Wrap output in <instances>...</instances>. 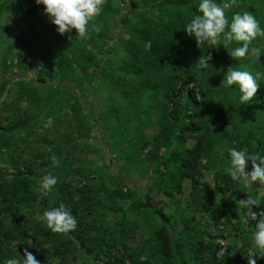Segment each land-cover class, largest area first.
Returning a JSON list of instances; mask_svg holds the SVG:
<instances>
[{
	"label": "trees",
	"instance_id": "obj_1",
	"mask_svg": "<svg viewBox=\"0 0 264 264\" xmlns=\"http://www.w3.org/2000/svg\"><path fill=\"white\" fill-rule=\"evenodd\" d=\"M113 1L107 0L101 15L90 22L88 37L83 40L76 38L75 30L70 34H59L56 26L44 15V6L38 5L35 0L0 1L1 10L10 13L15 20L17 33L13 44L20 57L35 55L36 63L45 68L42 73L47 72L48 67L56 66L62 76L74 80L77 87L88 84L89 94L84 98L96 123L103 122L99 129L104 133L108 131L104 151L108 150V146L109 161L123 159L125 164L138 163L141 151L149 145L144 137V129L153 124L156 135L145 157L155 159L159 164L156 167L160 177L156 183L158 191L174 198V192L181 191L185 179H190L194 194L200 193L198 176L201 160L207 161L218 146L224 144L228 152L236 148L264 156V79L258 81L259 91L249 104L240 103L238 86H221L229 67L255 75L256 72L264 73V64L250 54L235 61L227 49L208 43L201 48L197 46L195 39L188 36L184 29L194 16L200 15L198 6L201 0H128L129 9L112 30L111 26L109 28V19L117 11ZM246 1L216 0L217 3L229 4L226 10L229 22L233 15L247 12L264 28V20L260 18L258 9L252 4L246 5ZM93 25L99 26L101 30L93 31ZM262 38L258 37L250 47ZM113 41H117L122 53L104 59L108 53L107 45ZM63 44L68 45L67 50ZM236 46L233 44L229 48ZM207 54L212 56L209 61L211 66L201 69L197 62L202 55ZM85 61H89L91 70L84 66ZM3 66L7 68L5 64ZM75 66L81 73L79 78L72 71ZM39 81L44 82L45 77L40 76ZM55 87L59 91L75 94L73 89H66L60 84ZM100 90L106 91L109 103L106 109L96 113L90 96ZM244 119L246 123H243ZM189 139L193 140L192 145H188ZM8 140V136L0 132V154L2 148L8 145ZM12 163L16 168L19 167L17 162ZM247 170H252L251 161L248 162ZM32 172V168L28 167L18 178L0 179V229L6 216H20L27 220L35 214L31 190L20 185L25 179L30 180L29 174ZM105 179L100 180L98 183L101 184L97 187L104 190L108 182L114 186L111 191H115L121 199L130 198L117 177ZM223 182L224 187L241 186L240 182H234L225 173ZM67 186L66 195L70 196L73 190L68 183ZM91 192L94 189L90 184L79 192L78 203L72 201L68 205L77 220L75 230L60 234L47 228V239L44 241L34 235L37 246L47 256L50 249H46L44 244L48 239L52 244V255L64 261L71 250V238L83 240L84 233L91 230L108 248L119 242L129 251L123 233L118 241L112 232L105 233L100 226L95 227L78 212L81 204L88 210H96ZM174 204L176 209L180 207L179 200H175ZM22 206L26 207V213L19 209ZM262 210L264 199L260 207ZM156 212L161 217L163 227L155 228L151 237L131 247L128 257L132 258V263L150 264L153 260L156 264H165V261L175 259L180 264H203V242L196 238L189 220L183 222L181 229L171 230L168 236L164 232V225L170 224L172 214H166L162 209ZM39 231L40 227L33 230L34 234H39ZM19 233L11 237L18 240L31 236L27 230ZM6 234L7 231L0 230L1 236ZM141 256L147 258L141 260ZM219 261L228 264L225 256Z\"/></svg>",
	"mask_w": 264,
	"mask_h": 264
},
{
	"label": "rangeland",
	"instance_id": "obj_2",
	"mask_svg": "<svg viewBox=\"0 0 264 264\" xmlns=\"http://www.w3.org/2000/svg\"><path fill=\"white\" fill-rule=\"evenodd\" d=\"M113 4L117 11L109 19V28L111 26L112 30L129 9L128 0H114ZM249 4L258 9L260 18L264 20V0L246 1V5ZM16 33L13 16L0 8V132L9 138L8 145L2 148L0 154V179L18 178L23 175L22 171L31 167L33 172L29 174L30 180L25 179L20 185L31 190L36 212L27 220L20 216L3 218L0 230L8 234L4 237L0 235V264H4L6 259L19 258V255L23 257L25 248L40 264H133L132 258L128 257L131 247L151 237L155 228L163 227L161 217L156 212L158 209L172 214L170 224L164 225V232L168 236L171 230L181 229L183 222L189 220L196 238L204 245L203 264H221L219 259L224 257H217L221 247L228 248L229 254L225 255L228 264H248L247 257L252 248L256 223H244L241 217L245 210L238 212L237 201L246 199V193L250 192L260 200L261 207L264 186L257 183L251 189H246L240 182L241 186L224 187L223 174H229L230 167L229 152L224 144L216 147L207 161L201 160L198 176L200 193L194 194L190 179H185L181 191L174 192V198L166 196L158 191L156 185L160 179L156 172L158 162L145 157L156 135L155 126L151 124L144 129V137L149 145L141 151L138 163L125 164L123 159L109 161L108 146V150L104 151L108 131L104 133L99 129L103 122L96 123L84 98L89 94L88 84L77 87L74 80L64 78L56 66H50L47 72L42 73L45 68L36 63L35 55L19 56L13 44ZM62 46L67 50L68 45ZM215 46L226 49L220 41ZM107 47L108 53L104 59L122 53L117 41ZM252 47H259L264 53V37ZM258 61L264 64V55ZM84 66L89 67V61H85ZM72 71L79 78L81 73L76 66ZM40 76L45 77L44 82L39 81ZM56 84L73 89L75 94L59 91ZM90 100L96 113L106 109L109 103L104 90L95 92ZM49 119L52 121L50 126L47 125ZM243 123H246V119ZM192 141L189 139L188 145H192ZM52 155L57 156L58 165L52 164ZM12 161L17 162L19 167L16 168ZM48 174L58 179L51 193L41 187L42 177ZM113 176L117 177L130 198L121 199L115 191H111L114 186L108 182L104 190L97 187L101 184L98 183L100 180ZM67 183L73 190L70 196L66 195V189L69 188ZM90 184L94 189L91 195L96 210H88L81 204L78 212L83 214V219L89 220L95 227L100 226L105 233L112 232L118 241L123 233L129 251L119 242L108 248L91 230L84 233L83 240L71 238V250L64 261L52 255V244L48 239L44 244L46 249H50L47 256L33 238L35 235L38 240L47 239L46 222L38 217L57 204L68 206L72 201L78 203L80 197H74ZM175 200L180 201L178 209L175 208ZM260 207L253 206V210L259 213ZM19 209L22 213L27 212L24 206ZM38 227L39 234H34L33 230ZM122 227L124 230H121ZM21 230H27L31 236L18 240L11 237L19 235ZM166 263L180 264L175 259ZM150 264L156 263L152 260ZM257 264H264V259L258 257Z\"/></svg>",
	"mask_w": 264,
	"mask_h": 264
},
{
	"label": "clouds",
	"instance_id": "obj_3",
	"mask_svg": "<svg viewBox=\"0 0 264 264\" xmlns=\"http://www.w3.org/2000/svg\"><path fill=\"white\" fill-rule=\"evenodd\" d=\"M35 2L44 6V15L56 26L59 34H70L75 30L76 38L81 40L88 37L90 22L101 15L107 4V0H35ZM228 8L229 4L226 2L221 4L216 0H201L198 6L200 15L194 16L186 24L184 31L195 39L199 48L205 43L211 46L220 41L235 61L244 59L249 54L260 60L264 53L259 47L250 46L258 37H264V28H261L256 18L247 12L233 15L229 22L226 12ZM92 30L99 32L101 29L93 25ZM69 39L72 37L69 36ZM233 44L237 46L230 49L229 46ZM211 60V54L202 55L197 65L201 69H207L211 66L209 63ZM261 79H264V73L256 72L254 75L249 71L236 70L232 66L228 68L221 86L229 88L238 86L241 93L240 103L249 104L259 91L258 81ZM51 123L49 119L47 125L50 126ZM229 156L228 173L234 182H241L246 189H251L257 183L264 186V156L258 153L249 154L247 151L236 148L229 150ZM51 161L54 166L59 163L56 155L51 156ZM249 161H251V171L247 170ZM57 183V177L51 174L41 179V187L47 193H51ZM246 194V199L237 201V210L238 212L245 210L244 216L241 217L245 224L257 221L252 236V248L247 257L248 264H257L258 257L264 259V210L259 213L254 211L253 206L260 207V200L254 198L250 192ZM74 199L79 197L76 196ZM38 219L45 221L47 228L53 233H67L75 230L77 226V220L72 215L71 208L64 203L44 211ZM227 249L221 247L217 257L229 254ZM146 258V256L140 257L141 260ZM4 264H40V261L25 248L23 257L19 255V258L6 259Z\"/></svg>",
	"mask_w": 264,
	"mask_h": 264
}]
</instances>
